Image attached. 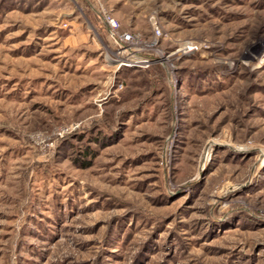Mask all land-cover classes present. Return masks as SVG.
Returning a JSON list of instances; mask_svg holds the SVG:
<instances>
[{"label":"rangeland","instance_id":"374dc122","mask_svg":"<svg viewBox=\"0 0 264 264\" xmlns=\"http://www.w3.org/2000/svg\"><path fill=\"white\" fill-rule=\"evenodd\" d=\"M0 264H264V0H0Z\"/></svg>","mask_w":264,"mask_h":264},{"label":"built area","instance_id":"2783aa9c","mask_svg":"<svg viewBox=\"0 0 264 264\" xmlns=\"http://www.w3.org/2000/svg\"><path fill=\"white\" fill-rule=\"evenodd\" d=\"M102 19L108 29L109 38L111 40H114L117 44H122V43L129 44V45L135 44V39L131 33L129 32L121 33L120 22L117 20L115 16H113V14L111 15L107 12H104L102 14ZM158 32L160 33L159 30ZM141 60L142 59L140 58L138 61H136L137 63L135 64L142 63ZM125 65H128V64H125Z\"/></svg>","mask_w":264,"mask_h":264},{"label":"bare ground","instance_id":"6f19581e","mask_svg":"<svg viewBox=\"0 0 264 264\" xmlns=\"http://www.w3.org/2000/svg\"><path fill=\"white\" fill-rule=\"evenodd\" d=\"M133 51V50H132ZM123 58L121 59H125V60H129V59H132V60H137L138 58V54H136L134 51L133 52H129L128 54L127 53H122L121 54ZM257 55V54H256ZM254 57V56H253Z\"/></svg>","mask_w":264,"mask_h":264}]
</instances>
